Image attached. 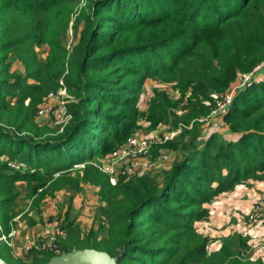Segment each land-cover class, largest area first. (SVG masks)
I'll use <instances>...</instances> for the list:
<instances>
[{
    "label": "trees",
    "instance_id": "trees-1",
    "mask_svg": "<svg viewBox=\"0 0 264 264\" xmlns=\"http://www.w3.org/2000/svg\"><path fill=\"white\" fill-rule=\"evenodd\" d=\"M77 5L0 0V224L10 231L20 188L34 208L49 193L79 194L84 185L99 188L101 204L97 230L64 228L58 252L34 249L30 262L13 264H46L85 248L107 252L118 264H264L241 256L248 246L240 235L207 255V239L194 228L218 195L264 181V80L236 94L223 117L236 140L214 134L202 142L196 121L212 113L214 97L227 92L238 72L264 60V0H87L69 53L66 35ZM43 46L44 59L37 52ZM15 60L23 74L12 70ZM61 78L71 119L61 133H45L33 117ZM149 79L179 93L174 100L154 89L150 127L191 128L164 145L174 154L170 168L112 185L95 164L134 132Z\"/></svg>",
    "mask_w": 264,
    "mask_h": 264
},
{
    "label": "rangeland",
    "instance_id": "rangeland-1",
    "mask_svg": "<svg viewBox=\"0 0 264 264\" xmlns=\"http://www.w3.org/2000/svg\"><path fill=\"white\" fill-rule=\"evenodd\" d=\"M75 19L76 17H72V23L66 35L65 46L69 53L72 51V48L78 43L80 36L75 29V25H76ZM47 51L48 48L46 46L37 49L39 57L42 59L46 57ZM16 63L19 62H17L16 60L13 61L12 70L16 72H20L16 69H13L14 64ZM260 76H263V78H260ZM261 80H264V60L261 61L251 72L248 73L238 72L236 78L229 86L228 90L231 91L229 92V94L230 93L238 94L242 90L251 87V86H247L248 83L254 84L260 82ZM154 89L166 93L171 99L174 100L178 99L179 97V93L173 89V84L156 82L150 79L145 84L144 89L140 94L137 102V108L142 114V117L137 121L134 132L127 138V140L132 136H138L141 138L148 139L149 141L152 142L150 153L147 156V160L151 163L152 167L150 168V170L146 172L139 169L137 171V174L132 177L141 176L143 174L158 171L160 169H168L170 168L172 162L174 161V154L168 149L164 148V145H166L171 141H167V142L163 141L164 135L171 131H174V128L165 124L158 125L156 128H151L150 123L146 119L149 101L150 98L153 96ZM221 96H222L221 94L219 96H215L214 100L218 101V103H222V100L219 101V98ZM70 100H71L70 96L67 99H65V101H67V104L69 103ZM224 104L225 102L221 105ZM230 106L231 104L224 106L223 110L225 111V113H221L216 109L206 117L196 120L200 124V133L202 136V142H204L208 137L214 134L218 135L222 140L227 142L233 140L230 139V137L231 135H234V133H231L229 131L228 126L223 121V117L228 112ZM178 113L181 114V110L178 111ZM33 121L36 124V126L40 130L45 131V133H47L48 130L51 132L56 130L57 133H61L65 128V126L68 124L67 123L64 125H56L54 118L51 115L41 116V117L35 116L33 117ZM177 127H181V132H182L184 128H188V129L191 128V125L189 127H185L184 125L179 124ZM181 132L177 134V136H179ZM49 134L51 135L52 133ZM119 146H116L113 150H115ZM112 151L105 154L103 157L99 158L97 163L100 164L103 161V159L107 155H109ZM0 160H3V158H0ZM15 164L17 166V163ZM74 167L81 168L79 165ZM120 178H125V177H120ZM120 178H118V180ZM248 181H254V180H248ZM247 182H245L244 184H246ZM244 184H240V185H244ZM98 190H99L98 187L91 185H84L83 190L79 194H73L72 192L66 190L54 191L52 193H49V195H47L40 202L37 208H34L32 200L25 199L24 189L20 188L21 196L17 202L18 216L10 223V230L15 232L14 236L9 238L8 233L10 231L8 233H5L2 225L0 224V237L2 235L5 237V239H0V255L11 264H13V262L17 259H21V260L24 259L27 260V262H30L31 257L29 256V253L32 250L26 251L24 250V247L29 245V242L34 240L36 234L48 233L50 234V236H52L55 229L59 227L62 228L64 231H65L64 228H69V229L76 228L79 229L84 234L87 233L92 228L97 230L99 225L98 210L101 205L97 195ZM206 205L205 208L207 209ZM207 218L200 220L199 222H206ZM245 218L247 219V217ZM205 227L206 225L202 227L199 226V228H203V232H205L206 230ZM194 228L196 232L199 233L195 226ZM199 234L203 236V234L201 233ZM231 235H240L241 237L247 240V246H248L247 250H245L241 256L247 257L249 261H254L259 259V258L257 259L255 258L253 253L254 251L253 246L249 244L250 236H243L240 232L230 233L229 236ZM65 236H66L65 232H63L61 238H65ZM205 238L207 239L206 246H209L212 249L211 253L207 254L206 252V254L211 255L212 253L217 252L222 244L220 245V243H217V247L216 246L214 247L217 241L208 237ZM223 239L221 240V242L223 241ZM214 248H217V250Z\"/></svg>",
    "mask_w": 264,
    "mask_h": 264
},
{
    "label": "built area",
    "instance_id": "built-area-1",
    "mask_svg": "<svg viewBox=\"0 0 264 264\" xmlns=\"http://www.w3.org/2000/svg\"><path fill=\"white\" fill-rule=\"evenodd\" d=\"M86 4L87 0H78V5L75 9L73 17H76L79 11L84 8ZM251 85L252 83L247 84V86ZM229 92L231 91L227 90V92L219 98V101L222 100V103H218V101H216V108L213 111L217 109V111L225 113L223 110L224 106L231 104L233 98L236 96V94H229ZM68 97L69 95L64 84V80L61 78L58 82V89L47 95V97L39 105L36 116L41 117L51 115L53 116L56 125L67 124L71 119V115L67 109V101H65ZM224 102L225 104L221 105ZM180 132L181 127L174 128V131L164 135L163 141H172ZM151 147L152 142L148 139L132 136L124 144L120 145L107 155L100 164L97 163L95 166L100 172L108 175L110 182L114 185L118 178H130L135 176L139 169L144 172L150 170L152 165L147 160V156L150 153ZM9 165L11 168H17L16 164L13 162L9 163ZM80 167H83V165ZM246 217L247 219L245 218V225L240 232L243 236H249L251 228L254 227L264 230V194L258 196ZM63 232L64 230L59 227L55 229L52 236L48 233L36 234L34 240L29 242V245L25 246L24 250L30 251L35 249L42 252L56 253L58 252V239L61 238ZM14 234L15 232L10 230L8 237L11 238ZM0 239H5V237L2 235ZM258 246H260L261 250L264 251V238L258 242ZM205 250L207 254L212 252V249L209 246H206Z\"/></svg>",
    "mask_w": 264,
    "mask_h": 264
},
{
    "label": "crops",
    "instance_id": "crops-1",
    "mask_svg": "<svg viewBox=\"0 0 264 264\" xmlns=\"http://www.w3.org/2000/svg\"><path fill=\"white\" fill-rule=\"evenodd\" d=\"M13 69L23 74L24 70L20 63L14 64ZM230 139L236 140L237 135H231ZM261 194H264V181H248L244 185H238L234 190L220 194L213 202L207 204L208 218L206 222H196L194 226L204 237L216 240L214 247H217V243L221 245V240L228 237L230 233L241 232L245 225L246 214L250 212L254 202ZM205 225L206 230L203 232V228H199V226ZM249 236V244L253 246L255 258L264 262V252L258 246V242L264 238V230L258 227L251 228ZM214 249L217 250V248Z\"/></svg>",
    "mask_w": 264,
    "mask_h": 264
},
{
    "label": "water",
    "instance_id": "water-1",
    "mask_svg": "<svg viewBox=\"0 0 264 264\" xmlns=\"http://www.w3.org/2000/svg\"><path fill=\"white\" fill-rule=\"evenodd\" d=\"M0 264H8L0 257ZM46 264H118L116 258L96 249H77L52 257Z\"/></svg>",
    "mask_w": 264,
    "mask_h": 264
}]
</instances>
